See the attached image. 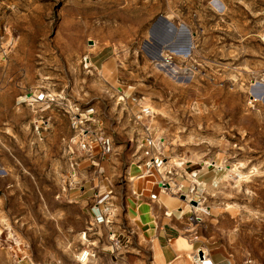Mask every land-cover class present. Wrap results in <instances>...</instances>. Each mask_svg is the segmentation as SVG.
<instances>
[{
  "label": "rangeland",
  "instance_id": "1",
  "mask_svg": "<svg viewBox=\"0 0 264 264\" xmlns=\"http://www.w3.org/2000/svg\"><path fill=\"white\" fill-rule=\"evenodd\" d=\"M210 1L0 0V264H80L84 250L85 264H151L147 204L131 189L146 157L141 105L163 184L183 186L171 217L190 230L208 212L212 251L229 239L264 264V100L251 96L254 81L264 89V0H219V13ZM158 16L193 34L192 56L169 60L177 75L141 50Z\"/></svg>",
  "mask_w": 264,
  "mask_h": 264
},
{
  "label": "crops",
  "instance_id": "2",
  "mask_svg": "<svg viewBox=\"0 0 264 264\" xmlns=\"http://www.w3.org/2000/svg\"><path fill=\"white\" fill-rule=\"evenodd\" d=\"M143 167V165H142ZM142 173L132 180L131 189L133 195L139 199L141 202H145L147 205L144 209L141 207L140 213H138L139 219L143 223L146 222L144 233L150 239L155 236V226L158 228L163 225H170L172 229L178 230L180 232L181 239L171 240L169 243L172 253H166L167 264H193V259L196 255L199 257H208L213 264H257L256 260L247 255V250L243 254L234 253L230 249L229 239L222 243V248L217 251H212L211 246L215 243V235L209 230L207 220L208 212L204 213L201 218L202 223L193 226L194 228H186L183 221H175L173 219L175 212L178 210H183L185 208L184 203L179 201L176 197L169 195V193H162L159 191L157 185L159 176L146 168H141ZM145 173V174H144ZM139 178V179H138ZM143 185L141 186V182ZM155 194V199H151L150 195ZM154 225L151 223V213L154 211ZM171 212V216L167 217L166 213ZM148 222V223H147ZM183 222V223H182ZM145 224V223H144ZM183 242L185 245H182ZM220 246V245H219ZM149 248V252H150ZM163 253V252H162ZM150 261H151V255ZM250 257V258H248ZM249 260V262H247Z\"/></svg>",
  "mask_w": 264,
  "mask_h": 264
},
{
  "label": "bare ground",
  "instance_id": "3",
  "mask_svg": "<svg viewBox=\"0 0 264 264\" xmlns=\"http://www.w3.org/2000/svg\"><path fill=\"white\" fill-rule=\"evenodd\" d=\"M210 5L218 13L221 12L222 9H223V6L219 2V0H217V1L216 0H211L210 1ZM176 26H178V32H177L176 36L174 37V43L179 42V43H177L179 45V44H181L180 43V37L182 36V30L181 29H182V26H185V25L184 24H179V25L176 24ZM147 35L149 36L148 31H147ZM192 37H193V34H192ZM261 40H262V42H264V31L261 34ZM143 44H144V42H143ZM143 44L141 46V50L145 54L146 59L149 60L150 62H152L153 64H155L156 67H158V68H164L167 72H169L171 74L178 73V70H180V68L174 67V65L171 62H169L168 60L173 59V58H175V59H181V60H187V59H189L192 56V48H193L192 41L190 43L189 50L186 51V52H177V51L172 50V49L171 50L170 49H162V50H160V52H159L160 53V58H154V57L149 56L146 53V51H144ZM180 48H181V45H180ZM251 94H252L251 96L256 101L257 100L258 101L264 100V89H261L257 85L256 81H254L253 84H252ZM161 142L162 141H161V138H160V141H159L158 146L162 144ZM72 150L74 152H77V150L75 149L74 146H72ZM156 163H158V162L155 161V164ZM184 163L185 162H179L178 160H175L174 161V166H176L177 168H182V166L184 165ZM159 166H161V163H159ZM215 166H218V165L216 164ZM203 168H204V166H201V169L202 170H203ZM151 170L154 171L156 174H157L158 171L161 173V177H160V175L157 174L159 176V178H161V179H159L160 181L163 180V179H166L167 178L166 175L168 173H170L169 171H166V169L163 168V167H160L158 170H156V169H151ZM200 172H201V170L193 171V172H191V175L189 176L191 178L192 182L195 183V184H198V186H201L200 180L198 178V174H200ZM238 177L241 178L242 175L238 173ZM157 185L160 188L159 191H161L164 194L165 193H170V192L174 193L176 190L177 191H181V188L183 187L182 185L181 186H178V184L176 183V181H173V180L172 181H168V183L163 184L161 186H159V184H157ZM191 197L194 200L196 199V197L192 195V196H189V197L187 196V200L189 198V201H190L191 200L190 199ZM193 207L195 209H197V210H200V211H203L204 212V208L205 207H202L200 203L196 204V206H193ZM234 208L238 212H241V210L243 208L244 209H248L250 207L249 206H246V205H243V204L236 203V204H234ZM177 213L180 214V213H183V212L181 210V211H179ZM177 213H176V215H177ZM258 214H259V211L256 210V209H253L252 216H257ZM166 215H167V217H170L171 216V212H167ZM160 230H161V232H160ZM160 230H157V232L155 233V236L154 237H151L150 238V241H149L150 242V250H151V264H155V263L156 264H163L162 257L159 256L161 254V250H162V252L166 251V253H169V252L172 253L173 252L172 249L169 246V243H170L171 240L170 241H167L166 240V237H165L166 234H168L170 231H177L178 232V236L176 238L178 239L180 237V232L178 230L172 229V227L170 225H164ZM83 239L86 240L85 235H83ZM154 239H156L155 243H154ZM179 239H181V238H179ZM172 240H174V239H172ZM181 243H183V242H181ZM182 245H185V244L183 243ZM163 254H165V253H163ZM164 261H165V264H167L166 256H165V260ZM204 261L207 262L206 264H213L209 260L208 257H205L204 258Z\"/></svg>",
  "mask_w": 264,
  "mask_h": 264
},
{
  "label": "built area",
  "instance_id": "4",
  "mask_svg": "<svg viewBox=\"0 0 264 264\" xmlns=\"http://www.w3.org/2000/svg\"><path fill=\"white\" fill-rule=\"evenodd\" d=\"M42 99H43L42 97L37 98V100H42ZM92 112H93L92 110H88L86 112V114L88 116H90L92 114ZM153 116H154V113H153L152 109H150L148 106H144V105H141L139 107L138 111H136V113L134 114L135 122L137 124H140V126L143 127V130H144L143 143H144V149H145L144 153H145L146 157H144L143 166L146 168V170H150V169L158 170L161 167V166H159V163H161V165H162V159L160 157H154V155L152 153V149H153L154 144H153V139H152L150 122H151ZM86 119L87 118H85V120ZM89 135L92 137L93 133H90L86 129L80 135L81 137H80V139H78V145L80 146L81 150L87 151L90 148L89 141H88ZM99 142H100L99 149H100L101 155H103V156L107 155L110 152L109 140L100 138ZM155 161H157L158 163L155 164ZM157 174L160 175V177H161V173L159 171L157 172ZM74 175H75V172L72 169L71 170V177H74ZM163 183H164L163 180H161V181L158 180V182H157V184H159V186L163 185ZM150 197H151V199H155L156 195L152 194V195H150ZM92 211L95 215L96 220L101 219V221H102V217H101L102 215L99 213V210L96 207H94V209ZM187 219L191 223H197L200 221V218L195 213L194 214L192 213ZM160 232H161V230H160ZM177 236H178L177 231H170L168 234L165 235L167 241L175 239ZM155 241H156V239H154V243H155ZM163 253H165V252H163ZM163 253L161 250V254L159 256L162 257L163 264H165L164 260H165L166 254H163ZM93 257H94L93 252L84 250L78 254L77 260L80 264H85L89 260H92ZM206 263L207 262L204 261V257H199L198 255H196V257L193 260V264H206Z\"/></svg>",
  "mask_w": 264,
  "mask_h": 264
},
{
  "label": "water",
  "instance_id": "5",
  "mask_svg": "<svg viewBox=\"0 0 264 264\" xmlns=\"http://www.w3.org/2000/svg\"><path fill=\"white\" fill-rule=\"evenodd\" d=\"M182 36L179 42L174 43V37L178 32V26L170 22L166 17L158 16L148 29L149 38L144 41L143 49L154 58H160V50L172 49L177 52L189 50L192 41V34L185 26H182ZM181 45V48H180Z\"/></svg>",
  "mask_w": 264,
  "mask_h": 264
}]
</instances>
